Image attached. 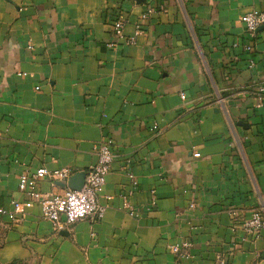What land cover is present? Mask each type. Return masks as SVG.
I'll use <instances>...</instances> for the list:
<instances>
[{"label":"crops","instance_id":"crops-1","mask_svg":"<svg viewBox=\"0 0 264 264\" xmlns=\"http://www.w3.org/2000/svg\"><path fill=\"white\" fill-rule=\"evenodd\" d=\"M252 8L264 0H0V208L26 199L24 172H86L99 141L114 152L101 219L55 230L36 203L0 214V264H264V229L241 227L264 210V26L247 52L240 22Z\"/></svg>","mask_w":264,"mask_h":264},{"label":"built area","instance_id":"built-area-1","mask_svg":"<svg viewBox=\"0 0 264 264\" xmlns=\"http://www.w3.org/2000/svg\"><path fill=\"white\" fill-rule=\"evenodd\" d=\"M145 17L146 15L143 14L141 19ZM240 22L247 37L244 50L249 52L252 49V40L255 38L258 29L264 26V8L248 10L241 15ZM112 27L115 39L118 41L123 37L124 21L116 19L112 23ZM141 30L138 24L134 34L126 39V43L134 44ZM250 64L252 65V62ZM255 96V106H264V86L258 88ZM181 97L184 98V95L182 94ZM92 151L96 155V162L86 171L85 181L80 189L73 190L67 187V189L56 190L57 185L52 182V189L41 191L38 187L40 180L66 181L72 172L69 169L51 171L45 167H40L33 172H24L19 175L18 190L25 194L26 199L23 202L12 201V209L6 211L0 208V214H7L12 222H17L24 215L25 209L36 203L40 207L42 218L50 221L55 230L63 229L83 218L101 219L104 214V206L97 202V196L105 184L106 175L110 171L114 159V152L109 142L105 140L96 142L92 146ZM193 155L198 157L199 153L194 152ZM126 170L132 183L135 184L133 174L130 172L129 161H127ZM150 204L152 206L155 204L154 190H151ZM124 207L129 210L130 214L135 213L127 202H125ZM241 227L247 235L259 237L261 230L264 229V210L262 208L253 209L249 216L242 221ZM171 250L178 254L180 248L173 246Z\"/></svg>","mask_w":264,"mask_h":264},{"label":"water","instance_id":"water-1","mask_svg":"<svg viewBox=\"0 0 264 264\" xmlns=\"http://www.w3.org/2000/svg\"><path fill=\"white\" fill-rule=\"evenodd\" d=\"M137 3H140L142 2L143 0H135ZM240 124H242V122H240ZM85 175H86V172L85 171H80V172H77L73 175H71L69 178H68V181H67V186L73 190H78L80 189L83 184H84V181H85Z\"/></svg>","mask_w":264,"mask_h":264}]
</instances>
